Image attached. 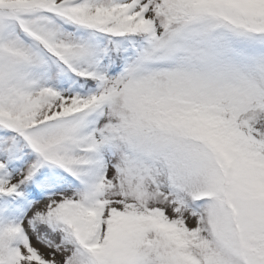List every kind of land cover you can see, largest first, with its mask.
<instances>
[{
  "label": "snow or ice",
  "instance_id": "1",
  "mask_svg": "<svg viewBox=\"0 0 264 264\" xmlns=\"http://www.w3.org/2000/svg\"><path fill=\"white\" fill-rule=\"evenodd\" d=\"M0 264H264V0H0Z\"/></svg>",
  "mask_w": 264,
  "mask_h": 264
}]
</instances>
